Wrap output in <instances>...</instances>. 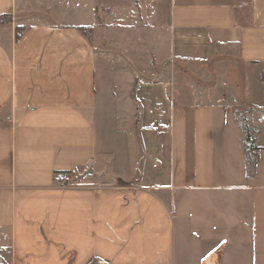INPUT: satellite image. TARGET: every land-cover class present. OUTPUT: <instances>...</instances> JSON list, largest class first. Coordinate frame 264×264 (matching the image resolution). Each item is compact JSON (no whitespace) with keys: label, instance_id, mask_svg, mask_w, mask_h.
I'll return each mask as SVG.
<instances>
[{"label":"crops","instance_id":"1","mask_svg":"<svg viewBox=\"0 0 264 264\" xmlns=\"http://www.w3.org/2000/svg\"><path fill=\"white\" fill-rule=\"evenodd\" d=\"M3 14L0 264H264V111L246 136L216 88L233 68L264 95V0Z\"/></svg>","mask_w":264,"mask_h":264},{"label":"rangeland","instance_id":"2","mask_svg":"<svg viewBox=\"0 0 264 264\" xmlns=\"http://www.w3.org/2000/svg\"><path fill=\"white\" fill-rule=\"evenodd\" d=\"M227 69L229 72L228 73L229 76L220 75L216 78L218 79L216 83V88L218 89L217 92L223 89L224 93H227V97H226L227 100H232L233 98H231V95L234 96V98L237 101L236 103L238 104V106L236 107L237 116H238L237 120L240 121L241 125L243 123V125L251 129V124L249 122V116L246 117V115L247 113H249L252 119H258L259 117H261L264 111V95H263V92H258L257 88L258 86H260L261 88L263 87L260 84L257 87H252V85H250L249 87L250 91L248 94H246L245 93L246 80L243 83V78L246 74L243 76L238 69L237 70L233 68H227ZM248 77L251 79L252 75L250 74ZM252 80H251V83H252ZM243 88H244V91H243ZM258 125H260V127L263 128L264 124H262V122L260 121ZM247 133L248 132L245 131V134ZM246 142L248 143L250 141L245 140L244 146H246Z\"/></svg>","mask_w":264,"mask_h":264},{"label":"trees","instance_id":"3","mask_svg":"<svg viewBox=\"0 0 264 264\" xmlns=\"http://www.w3.org/2000/svg\"><path fill=\"white\" fill-rule=\"evenodd\" d=\"M6 20L7 21L9 20V15L8 14L0 15V22L6 21ZM78 29L81 31V33H83L86 36L88 34H90V32H91V29L89 27H80ZM20 35H21L20 32L17 33L16 34V38L20 37ZM242 127H243V130L244 131L248 132L247 134H245L246 136H248V134H249V128H247V126L243 125V123H242ZM247 138H248V140H250L249 137H247ZM252 163L255 164L256 163L255 160H252ZM91 264H96V263H95V261H92Z\"/></svg>","mask_w":264,"mask_h":264},{"label":"built area","instance_id":"4","mask_svg":"<svg viewBox=\"0 0 264 264\" xmlns=\"http://www.w3.org/2000/svg\"><path fill=\"white\" fill-rule=\"evenodd\" d=\"M71 176L67 173L58 172L55 175V181L58 186L60 187H66L68 185V182L70 181Z\"/></svg>","mask_w":264,"mask_h":264},{"label":"water","instance_id":"5","mask_svg":"<svg viewBox=\"0 0 264 264\" xmlns=\"http://www.w3.org/2000/svg\"><path fill=\"white\" fill-rule=\"evenodd\" d=\"M248 146L250 147V142H248Z\"/></svg>","mask_w":264,"mask_h":264}]
</instances>
